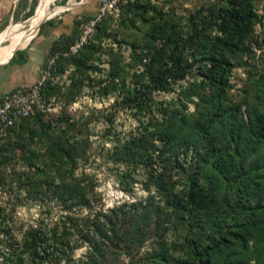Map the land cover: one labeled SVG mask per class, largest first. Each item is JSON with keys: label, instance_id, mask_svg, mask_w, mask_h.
Returning <instances> with one entry per match:
<instances>
[{"label": "rangeland", "instance_id": "1", "mask_svg": "<svg viewBox=\"0 0 264 264\" xmlns=\"http://www.w3.org/2000/svg\"><path fill=\"white\" fill-rule=\"evenodd\" d=\"M226 1L122 0L119 16L107 14L90 30L86 25L95 15H83L80 0L49 2L51 16L43 20L29 44L16 51L5 65L0 64L1 95L31 86L45 72L50 74L42 88V102L50 111L38 115L42 118L21 122L0 141V212L14 237L30 226L41 225L48 229L65 214L55 200L49 196L38 197L31 187L37 180L35 167L49 165L42 124L52 127L47 134H57L68 124H74V130L90 142L86 160L78 164L81 166L79 172L94 175L103 209L149 200L153 192L147 184L145 172L140 168L135 171L124 168L147 165L123 161L125 155L117 150L116 141L133 134L139 123L146 122L151 116L159 118L160 108L171 111L178 108L192 119L197 117L195 106L204 93L201 90V72H204L206 63L204 56L214 36L209 11ZM44 2L0 0V38L10 31L0 40V50L19 41L24 32L39 20ZM253 9L259 20L254 26V40L248 57L244 56L232 69L230 87L225 94V106H241L245 119L252 108L264 111V0H257ZM61 23L72 26L68 35H57L55 30ZM82 36L86 37V42L74 51L73 47ZM27 52L32 57L29 66H39L37 76L22 85L4 87L6 78L21 79L29 75V70L23 69ZM142 57H147L149 62L155 61L149 72L137 73ZM177 64L185 68L187 74L182 79L168 78L172 73L168 70ZM159 69L166 70L163 91L157 90ZM137 88H144L143 94L149 99L140 97L137 101L150 109L142 114L132 109V91ZM149 90L152 92L148 96ZM213 124L209 125L205 135L193 136L194 146L181 148L176 157H171L172 166H191L212 145L222 151L228 148L226 127L220 124L213 127ZM231 149L233 144L228 148ZM155 152L157 155L158 151ZM263 155L264 142L251 141L241 166L248 170L250 166L259 165ZM150 166L160 165L150 163ZM231 204L234 208L233 201ZM77 215L83 216L85 212ZM0 224L4 223L0 221ZM4 227L5 224L0 228ZM192 235L193 231L177 225L169 229L166 239L169 244L179 246ZM1 248L0 244V264H4ZM84 251L85 247H78L73 258L78 259ZM151 252V245L147 242L141 248L140 256ZM181 252L179 247L172 254L177 257ZM230 252H235L245 264H264L263 239L260 237L249 242L247 250L232 247ZM220 258H216V263ZM126 259V256L122 257L124 264H127Z\"/></svg>", "mask_w": 264, "mask_h": 264}, {"label": "trees", "instance_id": "2", "mask_svg": "<svg viewBox=\"0 0 264 264\" xmlns=\"http://www.w3.org/2000/svg\"><path fill=\"white\" fill-rule=\"evenodd\" d=\"M256 1L227 0L209 11L214 36L204 56V93L195 106L197 117L192 119L178 108H160L159 118L151 116L133 134L116 141L117 150L125 155L123 161L147 165L124 166L134 171L140 168L147 175L153 192L147 202L103 209L94 175L79 172L78 164L86 160L90 142L74 130V124L57 134H47L52 127L41 125L49 165L35 167L37 180L31 187L38 197L55 200L65 214L48 229L30 226L14 237L0 212L5 224L0 228L4 264H124L125 256L127 264H245L230 249L245 251L259 237L264 252V155L259 165L248 170L241 166L251 141L264 142V111L252 108L245 119L241 106H225L230 73L247 56L254 40L259 21L253 9ZM171 71L168 78L182 79L187 74L178 64ZM165 72H157V90L165 89ZM143 89L132 91V109L137 114L150 110L137 104L140 97H146ZM211 123L226 127L228 148L233 144V149L222 151L212 145L191 166H172L171 157L181 148L194 146L195 137L205 135ZM82 211L85 215H77ZM177 225L193 231L179 246L166 239L169 229ZM147 242L152 252L140 256ZM82 246L85 251L74 259V251ZM179 247L182 252L176 257L172 253Z\"/></svg>", "mask_w": 264, "mask_h": 264}, {"label": "built area", "instance_id": "3", "mask_svg": "<svg viewBox=\"0 0 264 264\" xmlns=\"http://www.w3.org/2000/svg\"><path fill=\"white\" fill-rule=\"evenodd\" d=\"M121 1L99 0L97 13L93 20L88 22L86 29L90 30L95 22L100 21L107 14L114 17L119 16ZM85 42L86 37L82 36L73 47V50L76 51ZM148 63L149 59L142 57L136 69L137 73L146 71ZM49 76V72H45L31 86L11 90L3 94L0 98V138L4 137L12 128L19 126L21 122L50 111V108H46L42 102V88Z\"/></svg>", "mask_w": 264, "mask_h": 264}, {"label": "crops", "instance_id": "4", "mask_svg": "<svg viewBox=\"0 0 264 264\" xmlns=\"http://www.w3.org/2000/svg\"><path fill=\"white\" fill-rule=\"evenodd\" d=\"M79 4L83 5V7H82V14L83 15H85V16L95 15L97 12V9H98L99 0H80ZM71 29H72L71 25H67V23H63V24L61 23L58 27H56L55 31H56L57 35L62 36V35H68V33H70ZM31 58H32L31 54L27 52V62L24 64L23 69H25V68L28 69L30 72L29 75L24 77V78H21V79L20 78L15 79V77H11L10 79L6 78L3 80L5 82V83H3L4 87L8 88V87L19 86V85H22L24 83H27V82L35 79V77L38 74V67L39 66L36 64L35 68H31V66H29L31 63ZM5 62H3L1 65L3 66V64ZM25 75H27V74H25ZM2 92H3V89H2ZM2 96H3V94L0 96V98Z\"/></svg>", "mask_w": 264, "mask_h": 264}, {"label": "bare ground", "instance_id": "5", "mask_svg": "<svg viewBox=\"0 0 264 264\" xmlns=\"http://www.w3.org/2000/svg\"><path fill=\"white\" fill-rule=\"evenodd\" d=\"M51 0H45V2L42 5V8L39 11V20L35 21L31 27H29L19 41H17L15 44H13L11 47H9L6 50H0V64L5 62L7 59H9L16 51L19 49H23L25 46L29 44V39L34 35V33L38 30V27L40 24H42L43 20L50 15L48 4ZM12 29V28H11ZM10 31L8 30L3 36L8 34ZM12 33V32H11ZM3 36L0 38V40L3 38ZM28 43V44H27ZM12 58V57H11Z\"/></svg>", "mask_w": 264, "mask_h": 264}, {"label": "water", "instance_id": "6", "mask_svg": "<svg viewBox=\"0 0 264 264\" xmlns=\"http://www.w3.org/2000/svg\"><path fill=\"white\" fill-rule=\"evenodd\" d=\"M41 25V24H40ZM38 30H39V27H38ZM16 51H18V50H16ZM16 51H14V52H16Z\"/></svg>", "mask_w": 264, "mask_h": 264}]
</instances>
